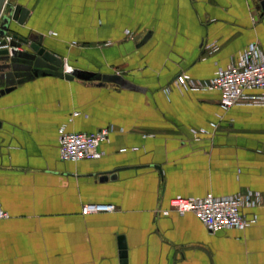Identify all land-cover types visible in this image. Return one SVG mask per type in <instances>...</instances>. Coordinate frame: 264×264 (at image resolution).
I'll return each mask as SVG.
<instances>
[{"label": "crops", "instance_id": "obj_1", "mask_svg": "<svg viewBox=\"0 0 264 264\" xmlns=\"http://www.w3.org/2000/svg\"><path fill=\"white\" fill-rule=\"evenodd\" d=\"M18 1L25 29L92 77L40 76L0 96V264H121V238L126 264H264V106L223 110L217 90L174 84L264 49V0ZM61 127L113 130L99 158L69 162ZM246 192L261 202L242 209L256 217L243 230L211 233L169 208ZM87 204L115 210L82 215Z\"/></svg>", "mask_w": 264, "mask_h": 264}, {"label": "built area", "instance_id": "obj_2", "mask_svg": "<svg viewBox=\"0 0 264 264\" xmlns=\"http://www.w3.org/2000/svg\"><path fill=\"white\" fill-rule=\"evenodd\" d=\"M9 39V38H8ZM214 51L215 44L204 46ZM68 67H63L67 71ZM174 84L185 90H217L219 105L223 110L235 106H264V94L247 95L246 91L264 89V49L251 43L231 59L225 68H218L214 76L206 82H197L184 73L175 77ZM113 128L108 127L95 133L67 132L59 129V157L63 161L79 162L97 159L101 156L99 147L108 141ZM196 134L195 131H192ZM258 192L237 193L216 197L207 195L202 198L176 197L170 200L169 208L179 215L193 214L211 233L226 229L243 230L255 223L256 217L246 218L242 209L253 208L260 204ZM115 207L110 204H87L82 206V215L110 213ZM9 218L0 202V220Z\"/></svg>", "mask_w": 264, "mask_h": 264}, {"label": "water", "instance_id": "obj_3", "mask_svg": "<svg viewBox=\"0 0 264 264\" xmlns=\"http://www.w3.org/2000/svg\"><path fill=\"white\" fill-rule=\"evenodd\" d=\"M263 3V2H262ZM29 9L18 0H0V96L17 85L40 76H56L68 81L89 80L88 73L72 69L51 51L43 35L25 29ZM9 38V39H8ZM68 67L67 71L60 70ZM101 83L131 87L118 75H97ZM121 264H126V251L121 238Z\"/></svg>", "mask_w": 264, "mask_h": 264}]
</instances>
